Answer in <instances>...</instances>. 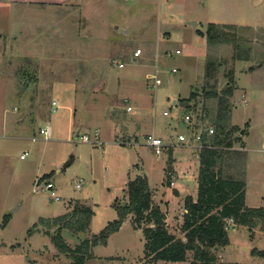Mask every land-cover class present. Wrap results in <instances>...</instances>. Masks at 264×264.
<instances>
[{"label": "rangeland", "instance_id": "obj_1", "mask_svg": "<svg viewBox=\"0 0 264 264\" xmlns=\"http://www.w3.org/2000/svg\"><path fill=\"white\" fill-rule=\"evenodd\" d=\"M210 22L231 24L233 28L224 29L236 38L211 44L197 32H205ZM9 24L14 36L15 30L22 31L16 41L4 32ZM0 28V264H73L52 242L54 228L47 229L39 219H52L75 205L89 206L93 215L86 232L62 229L63 239L73 248L117 218L113 203L127 200L126 184L138 175L146 177L151 201L165 213L169 231L183 237L184 198H168L174 189L171 181L183 184L176 175L188 174L192 189L198 163L191 165L189 148L176 147L173 157L183 162L171 160L168 182V150L154 155L143 145L144 137L154 133L168 141L186 133V113L200 129L215 128L218 101L205 93L212 87L219 92L230 84L231 75L233 93L227 97L225 124L226 129L239 128L233 146L241 153L225 154L221 170L244 177L248 204H260L264 0H75L67 8H31L10 20L1 6ZM235 40L241 42L240 59ZM136 48L142 54L134 58ZM207 62L214 64L209 78ZM154 69L161 78L156 87L146 78ZM191 91L197 97L190 107H181L179 102ZM46 126L51 127L49 140L40 138V128ZM96 129L103 144L79 139ZM23 153L25 158H20ZM49 181L58 199L45 188ZM132 223L133 215L128 214L106 244L92 248L84 264H190L192 252L186 261L152 263L144 256L142 231ZM228 236L229 244L216 251V264H264V256L251 253L253 248L264 250L259 224L253 229L237 225Z\"/></svg>", "mask_w": 264, "mask_h": 264}, {"label": "trees", "instance_id": "obj_2", "mask_svg": "<svg viewBox=\"0 0 264 264\" xmlns=\"http://www.w3.org/2000/svg\"><path fill=\"white\" fill-rule=\"evenodd\" d=\"M224 28H233L231 24L218 25L210 22L205 32L197 30L198 34L207 37L211 43L219 41L227 42L235 39L236 35ZM231 37V38H230ZM236 57L242 58L241 42L235 40ZM247 59V57H245ZM213 62L206 63L205 77L211 76ZM231 74V72H230ZM230 84L225 85L218 92L215 88L206 91L207 97L217 98V113L215 133L206 138L212 147H203L198 151L199 170L197 176V197L187 195L184 198V209L181 224L183 237H177L171 233L166 223V215L157 204L151 201V193L146 177L138 175L126 184L125 193L127 200L113 203L117 210V218L109 221L98 233L85 238L75 247H70L62 237V229L68 228L74 233L86 232L91 217L92 209L86 205H75L73 209L52 219L40 218V224H46L51 231L52 242L57 249L72 259L73 264H84L85 260L92 256V248L96 245L106 244L109 236L118 231L128 214L133 215L134 228H140L144 242V256L153 263L163 260L170 262L186 261L187 253L192 252L193 258L190 264H216L217 249L229 244L228 231L225 229V219L233 218L237 225L253 229L258 224L264 230V206H247L245 202V179L224 174L221 163H225V154L233 147L234 134L239 128L232 126L226 129L229 105L228 98L233 93V78ZM197 97L196 92L191 91L185 100L191 101ZM183 101V100H182ZM187 107H190L188 105ZM170 149V148H169ZM168 149L169 161L166 180L171 176V151ZM223 163V164H224ZM49 176L51 173L48 174ZM7 221L3 218V222ZM37 223L30 228L34 232ZM46 229V230H47ZM253 255L264 256V250L253 248ZM238 264V263H227Z\"/></svg>", "mask_w": 264, "mask_h": 264}, {"label": "built area", "instance_id": "obj_3", "mask_svg": "<svg viewBox=\"0 0 264 264\" xmlns=\"http://www.w3.org/2000/svg\"><path fill=\"white\" fill-rule=\"evenodd\" d=\"M180 50L176 49L175 53H179ZM142 54V50L140 48H136L133 52L134 58L139 57ZM114 63L118 64L119 67L123 66V63L118 62L116 60H113ZM176 69L173 68L172 72H175ZM146 78L153 79L152 87H156L161 83V78L159 77V72L157 69H154L151 72H148L146 74ZM56 100H52V105L56 106ZM127 110H131V106H127ZM184 122L189 123V128L186 133H179L177 138L172 139L170 141H166L162 139L161 137L156 136L154 133L147 134L144 137L143 145H145L154 155L159 156L162 153L165 152L168 148H174V147H184V148H190L192 150L199 151L203 147H212V144L206 140V138L211 137L215 133V128L211 125L206 126L204 130L200 129L199 126H195V122H193L192 115L186 113L184 115ZM41 136L40 138L43 140H49L51 137V128L49 126H46L44 128H40ZM32 140H36V137H32ZM79 139L83 142H90V143H96L100 144L101 141L99 139V136L97 133H84L79 136ZM120 143H126L127 145H131L136 143L137 141H122L119 140ZM262 148L264 150V136L262 138ZM27 153H23L20 155V158H25ZM76 187H80V183L77 181L75 184ZM53 183L47 182L45 184V188L50 191V195L54 196L56 199H58V196L56 195L55 191L52 189ZM236 227V224L234 222L233 218H227L225 219V229L228 231L230 229L234 230Z\"/></svg>", "mask_w": 264, "mask_h": 264}, {"label": "crops", "instance_id": "obj_4", "mask_svg": "<svg viewBox=\"0 0 264 264\" xmlns=\"http://www.w3.org/2000/svg\"><path fill=\"white\" fill-rule=\"evenodd\" d=\"M72 2H75V0H0V7L1 6H4V8L7 9L8 18L10 20V16L13 15V16L18 17L19 14L24 13V11H27V10H29L31 8L37 9L39 11H45L46 12L49 9H54L55 10L58 7H60V8L61 7L62 8L70 7V4ZM73 8H75V4H74ZM4 32L7 33L11 37V40H13V41L18 40L19 34H22V31L19 29L17 31L15 30V32L18 33V34H17V36H14V32H13V29L10 27V24L8 25L7 31H4ZM0 46H1V44H0ZM183 99L185 100L186 98H183ZM88 101H90V99H88ZM86 104H88V106H91V107L96 106V104L94 105V104H90L88 102H86ZM56 106H57V103H56ZM128 106H130V105H128ZM131 110H132V108H131ZM131 110H127V111H131ZM90 115H92V114H90ZM73 122H74V120H73ZM114 129H115V127H114ZM94 133H97L98 136H99V139H100V135H99L97 129L94 131ZM124 134H127V133L124 132ZM133 136H134L133 137L134 139H137V135L136 134H134ZM263 136H264V134H263ZM125 138L128 139V140H131V139H129L128 136L125 137ZM168 141H170V139H168ZM101 143L103 144L104 142L101 141ZM177 148H184V147H177ZM175 149H176V147L169 149L171 151V159L172 160L177 159L179 162H183V158L182 157H178V158L177 157H173L174 156V150ZM239 149H240L239 147L236 148L235 146H233V150H239ZM189 151H191V152L188 155V159L191 160L190 161L191 162V165H192V162H194V167H195L196 162H197L198 163V166L195 167V168H198L199 167V160L197 158V157H199V156H197L198 154L197 153L192 154V151H193L192 149H190ZM239 151H241V150H239ZM167 155H168V151H167ZM187 166H189V165H187ZM192 175H193L192 176V181H194V182L196 181V183H197L198 170L195 173H193ZM176 176H177L178 179L181 178L183 184H180L179 185V183H178V181L176 179H174L173 181H171L172 187L174 189H173V192H171L172 193V196L171 197H168V198H172L171 199L172 201L173 200L177 201V200H182L187 195H190V196L193 197V199H196V197H197V191L193 190L195 184L193 182V188L191 189L190 188V184H188L190 182L191 178L190 177L189 178L187 177L188 174H181V176L179 174V175H176ZM169 182H170V180H169ZM188 190H191V191H188ZM263 198L261 199L260 204H258V205H249L248 202H247V193H246V185H245V202H246V205L247 206H253V207L264 206V200H263ZM160 209H161V207H160ZM184 211H185V209L183 208V212Z\"/></svg>", "mask_w": 264, "mask_h": 264}, {"label": "water", "instance_id": "obj_5", "mask_svg": "<svg viewBox=\"0 0 264 264\" xmlns=\"http://www.w3.org/2000/svg\"><path fill=\"white\" fill-rule=\"evenodd\" d=\"M191 24L193 25V24H195V22H191ZM176 102H177V100H173V104H176ZM179 105L181 107H187L189 105V101H187V100L186 101H181V102H179ZM240 133H242V130L240 131ZM76 136H78V132H76Z\"/></svg>", "mask_w": 264, "mask_h": 264}]
</instances>
